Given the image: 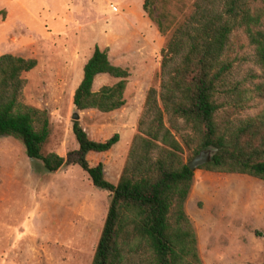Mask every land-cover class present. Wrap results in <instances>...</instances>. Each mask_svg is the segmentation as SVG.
<instances>
[{"label":"rangeland","instance_id":"rangeland-1","mask_svg":"<svg viewBox=\"0 0 264 264\" xmlns=\"http://www.w3.org/2000/svg\"><path fill=\"white\" fill-rule=\"evenodd\" d=\"M194 0L158 1L153 16L144 0H0V55L37 59L24 73L25 102L46 109L51 133L43 153L68 160L78 149L74 112L89 136L104 141L114 133L119 142L107 152H90L92 165L102 162L105 176L117 183L150 87H160L163 34L154 18L162 11L179 23ZM95 46L111 62L130 72L121 108L101 112L77 110L73 95ZM239 56V78L253 61L246 35L233 37ZM99 74L94 90L117 81ZM259 79L256 78L255 82ZM264 97L255 96L242 116L257 114ZM194 156L184 146L185 161ZM63 170L49 172L41 160L28 157L20 140L0 136V264H92L111 201L109 191L95 187L80 165L68 160ZM198 235L203 264L264 262V181L241 173L199 168L185 204Z\"/></svg>","mask_w":264,"mask_h":264},{"label":"trees","instance_id":"trees-1","mask_svg":"<svg viewBox=\"0 0 264 264\" xmlns=\"http://www.w3.org/2000/svg\"><path fill=\"white\" fill-rule=\"evenodd\" d=\"M158 1L144 0L150 16ZM154 20L163 34L169 33L161 50L160 87L146 93L116 184L106 178L104 164L92 165L88 154L109 151L120 134L97 141L73 120L78 149L68 160L80 165L95 187L111 193L92 264H203L198 235L185 209L195 172L184 160V146L194 155L207 146L216 149L202 169L264 181V107L242 116L255 96L264 97V0H194L181 22L164 11ZM240 33L253 49L260 74L251 70L248 77L238 76L233 37ZM36 65L35 58L0 55V136L17 138L29 158L55 172L66 158L43 153L51 133L50 114L25 102L24 73ZM99 74L118 80L94 90ZM129 76L127 68L113 64L108 52L95 46L73 95L75 108H121Z\"/></svg>","mask_w":264,"mask_h":264},{"label":"water","instance_id":"water-1","mask_svg":"<svg viewBox=\"0 0 264 264\" xmlns=\"http://www.w3.org/2000/svg\"><path fill=\"white\" fill-rule=\"evenodd\" d=\"M73 120H79L80 114L78 111L74 112L72 115ZM216 149L211 146L204 147L198 153H196L190 160L187 161L188 166L195 172L202 165L212 161L214 159ZM68 160L59 168L63 170L68 165Z\"/></svg>","mask_w":264,"mask_h":264}]
</instances>
